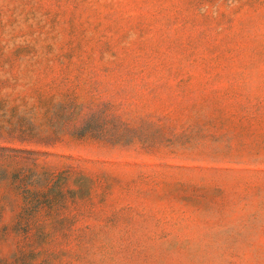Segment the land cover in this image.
Returning <instances> with one entry per match:
<instances>
[{"label": "rangeland", "instance_id": "374dc122", "mask_svg": "<svg viewBox=\"0 0 264 264\" xmlns=\"http://www.w3.org/2000/svg\"><path fill=\"white\" fill-rule=\"evenodd\" d=\"M0 264H264V0H0Z\"/></svg>", "mask_w": 264, "mask_h": 264}]
</instances>
